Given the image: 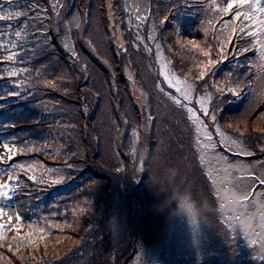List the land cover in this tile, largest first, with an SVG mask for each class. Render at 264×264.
Here are the masks:
<instances>
[{
  "label": "trees",
  "instance_id": "16d2710c",
  "mask_svg": "<svg viewBox=\"0 0 264 264\" xmlns=\"http://www.w3.org/2000/svg\"><path fill=\"white\" fill-rule=\"evenodd\" d=\"M107 1L110 10H106L109 7L100 10L102 31L104 35L109 34V23L104 21L106 18L108 21L111 19L112 26L114 19L119 25V33L113 35L117 40L116 54L106 65H100L94 60L93 54L97 52L92 51L91 43L86 39L87 33H84L92 25L91 12L95 0H64V8L58 9L60 12H57L50 0H0V14L8 17L10 13L21 12L18 17L12 15L10 19L0 20V25L4 27L3 34L9 27L16 45H4L0 50V86L11 85L4 91L18 90L23 93L21 96L0 97V157H3L0 159V182L9 184L15 218L17 215L21 217L19 231L16 230V219L3 230L0 264L113 262V253L103 252L100 246L105 242L102 236L110 229L104 232L102 229H90L96 216L103 213V220L110 216L109 206L100 207L97 200L89 203V199L95 197L92 185L96 183L98 186L106 179L105 189L110 192L112 188L110 179L99 176L98 164L91 160L92 155L99 153L97 110H102L104 101L110 106L116 127L114 134L119 135L120 146L115 145L113 149L116 156L124 158L119 149L124 152L130 150L136 161L139 153L137 146L145 144V156L142 159L144 165L148 166L156 148L153 150L149 133L144 136L147 139L145 143L139 140V131L133 119L137 117L142 120V113L145 116L149 110L135 107L129 82L135 76L132 70L130 75L126 74V63L133 62L135 58H142L137 63H148L151 67L155 63L152 52L144 53L141 43L136 49L131 46L136 39L123 21L128 14L133 15L130 14L126 0ZM228 2L148 0L140 24L142 27L146 24L151 27L147 25L149 42L158 41L160 51L162 49L168 58V64L176 66L180 78L191 85L198 93V98L206 96L222 103L214 113L210 111L212 117L216 118L212 122H218L222 133H231L235 143L250 151L240 157H257L264 154V147H257L258 141L264 142V60L260 55V51L264 52V25L257 30L255 19L259 17L264 21V11L257 10H264V0L259 5L254 0L244 4L235 0L230 10L227 9ZM237 12L242 14L237 17ZM249 13H254L252 20L246 19L245 14ZM17 31L20 32L19 36L16 35ZM64 36L71 41L74 52L66 50L67 47L62 44ZM199 38V43L206 44L207 48L206 58L201 57L197 65L183 54ZM106 39L110 40L109 37ZM14 54L19 55L9 60L8 57ZM68 56L72 61L68 64V74H74L72 67H77L79 58L85 56L96 64L94 67L104 76L105 84L113 86V91L106 89L102 92L101 89L89 86V73L86 71H79L78 74L75 70L78 75L71 83L75 87H71L59 75L49 80L37 70L48 57H59L67 64ZM18 60L23 63H17ZM201 66L205 73L199 78L196 71H201ZM13 69L18 73L15 77L9 75ZM63 84L66 85L62 87ZM16 85H19L18 89ZM193 92H190L191 98ZM198 113L202 117L200 110ZM190 122L194 128L196 122ZM257 131L262 135L259 140ZM253 135L256 136L253 138ZM214 138L217 143L219 138L215 135ZM4 143L16 149L11 159H8ZM195 143L198 145L197 140L193 146ZM218 147L220 152H228L229 158L239 156L229 152L221 142H218ZM195 149L194 146V150H189L195 151L191 154L194 162L199 161L194 176L206 184L207 193L211 196L207 185L211 176L204 171L206 164L198 159ZM202 152L205 154L206 149L203 148ZM164 155L173 158L172 153L166 152ZM191 195H184L185 199L188 200ZM67 202L73 207L63 213L62 210L67 209ZM78 202L83 205L85 203L86 207L75 209L74 205ZM51 210L56 212L53 216ZM47 211L49 214L43 215ZM103 220L100 223L106 227ZM33 229L44 231L43 234L37 232L30 236ZM140 232L141 229L137 233L132 229L127 238H120L122 241L117 243L125 244L122 249L124 256H116L114 261L129 264L140 245ZM227 236L230 261H221L223 258L220 257V261L213 259L207 264H264V247L244 244L233 229H227L224 239ZM87 238L91 239L86 242ZM72 254L75 257L72 258Z\"/></svg>",
  "mask_w": 264,
  "mask_h": 264
},
{
  "label": "rangeland",
  "instance_id": "374dc122",
  "mask_svg": "<svg viewBox=\"0 0 264 264\" xmlns=\"http://www.w3.org/2000/svg\"><path fill=\"white\" fill-rule=\"evenodd\" d=\"M50 2L57 12H60L58 9L63 7L64 0H50ZM126 3L130 8V14L133 15L128 14L123 21L136 39L131 46L136 49L141 43L144 46V53L152 52V60L156 64L151 67L148 63H137L143 60L142 58H135L133 62L126 63V74L130 75L132 70L135 76L133 81L129 80L135 107L140 106L145 111L149 110L145 116L142 113L143 121L137 117L133 119L139 131V140L145 143L147 139H144V136L149 133L153 150L156 149L148 166L144 165L142 159L145 156L143 152L145 144L137 146L139 153L136 161L133 160V152L130 150L124 152L119 149V152L124 154V158L116 156L113 149L115 145H119V135L114 134L116 127L113 114L109 104L104 101L102 110L101 108L97 110L96 120L99 153L92 155L91 160L98 164L99 176L110 179L112 188L110 192L105 189L106 179L98 186L96 183L93 184L95 186L92 185V193L95 197L90 198L89 203L97 200L100 207H110V216L105 220L103 213L96 216L90 227V229H102V232L110 229L102 236L105 242L100 245L103 252L113 253V262L107 264L120 262L114 261V258L124 256L122 249L125 244L118 243L122 241L121 237L127 238L132 229H135L136 233L141 229V242L129 264H207L213 259L220 261V257L223 258L221 261H230V252L227 248L228 236L224 239L227 229H233L237 237L246 245L264 247V185L259 184L260 178L264 177V154L257 157H240L249 154L250 151L235 143L231 133H222L218 122H212L210 111L214 113L222 103L206 96L198 98V93L191 85L180 78L176 66L168 64V58L162 49L160 51L158 41L149 42L148 24L145 27L140 24L143 22L142 15L146 13L148 0H126ZM103 7L108 8L109 1L104 0L102 3L101 0H95L91 12L92 25L84 32L87 33L86 39L91 43L92 51L97 52L93 54L94 60L100 65H106L116 54L117 40L113 35L118 32L119 26L114 19L112 26L111 19L108 21L104 18V21L109 23V34L104 35L100 13ZM110 8L106 10L109 11ZM3 30L4 27L0 25V41L8 47L15 45L10 28H6L5 34ZM191 35L192 33L189 34ZM68 40L64 36L62 44L67 47L66 50L74 52L72 43ZM199 41L200 38L183 54L194 60L197 65L201 57L206 58L207 48L206 44H201ZM87 48L89 49L90 46ZM2 49L3 47H0V50ZM47 51L48 49L45 48V52ZM70 56L66 58L67 64L59 57H48L37 70L49 80L59 75L71 87H75V84L71 83L75 81L79 71H86L89 73V86L96 90L101 89L102 92L106 89L113 91V86L105 84L104 76H101L102 73L94 67L96 64L85 56L79 58L77 67H72L74 74H68V64L72 62ZM200 69L201 71H196L199 78L205 73L202 66ZM64 85L66 84L62 87ZM191 90L194 91L192 98ZM198 110L203 114L202 117H199ZM190 120L196 122L194 128ZM256 133L259 140L262 135H259V131ZM214 135L229 152L239 156L229 158L228 152H220ZM255 136L253 135V138ZM196 140L198 145L195 143L194 146L198 159L206 164L204 171L211 176V181L207 183L211 196L207 193L206 184H202L194 176V172L198 171L199 161L194 162L191 154L195 151L189 150H194L193 142ZM259 146L264 147V142L258 141L257 147ZM203 148L207 153L203 154ZM166 152L172 153L173 158H166L164 155ZM240 185L258 189L254 198L251 191H241ZM3 191L8 195L0 197V208L11 217L10 222L8 216L0 218V223H4L6 227L15 221V208L11 202L10 187ZM190 194L192 195L188 200L185 199L184 195ZM244 196L248 199L244 200ZM65 206L67 209L62 210L63 213L73 207L69 202L65 203ZM74 207L84 209L86 204L78 202ZM51 212L52 216L56 213L52 210ZM71 212L74 214L73 209ZM47 214L49 211L43 215ZM100 220L105 222L106 227H102ZM90 239L87 238L86 242Z\"/></svg>",
  "mask_w": 264,
  "mask_h": 264
},
{
  "label": "snow or ice",
  "instance_id": "6c2138e0",
  "mask_svg": "<svg viewBox=\"0 0 264 264\" xmlns=\"http://www.w3.org/2000/svg\"><path fill=\"white\" fill-rule=\"evenodd\" d=\"M248 2H249V0H240L241 4L248 3ZM260 2H261V0H254V3L256 5H259ZM234 3H235V0H229V2L227 3V9H229V10L232 9ZM257 10L264 11V10H260V9H257ZM241 14L242 13L237 12L236 16L239 17ZM12 15H15V16L18 17V16L21 15V12L17 11L14 14L10 13L8 17H6L5 15L0 14V20H4L6 18L10 19ZM253 15H254V13L245 14L246 19H248V20H252L253 19ZM255 23L258 26L257 30H259V26L264 25V21L260 20L259 17H256ZM16 35L19 36L20 32L17 31ZM249 35H255V33H249ZM0 47H4V44H3L2 41H0ZM13 47H16V45H13ZM15 55H19V54H14L13 56H9L8 59L9 60H13ZM260 55H261V59L264 60V52H261ZM17 63H23V61L22 60H18ZM17 74L18 73H17L16 69H13L9 73V75L13 76V77H15ZM10 87H12V86L11 85L0 86V97L6 96V95H12V96H21V95H23V93H20L18 90L10 91V92L4 91L5 88H10ZM16 88L18 89L19 85H16ZM229 91L230 92H234L233 89H229ZM205 114L207 115V110H205ZM212 119L215 120L216 119L215 116H213ZM209 139H211V137H209ZM0 143H2V141H0ZM3 146H4L5 150L8 152V159H11L12 155L14 154L16 149L14 147H10L9 144H7V143H4ZM0 159H3V157H0ZM9 180L11 181V176L9 177ZM259 184L264 185V177L260 178ZM5 188H9V184H0V197H6L8 195L7 192L3 191V189H5ZM239 188H240L241 191H251L252 195H253V198H254V195H255V191L258 190V189H254L252 186H249V187L245 188L243 185H240ZM243 199L247 200L248 197L244 196ZM236 202L237 203H242V201H236ZM6 216H8V214L4 211L3 208H0V218L6 217ZM15 219L17 221L16 230L19 231L20 227H21V217L19 215H17ZM8 221L9 222L11 221V217L10 216H8ZM29 227L32 228V225L29 224ZM4 228H5V224L4 223H0V240H3V238H4V231H3ZM43 231H44L43 229H38V230L37 229H33V231L30 232L29 235L30 236L35 235L37 232L43 234Z\"/></svg>",
  "mask_w": 264,
  "mask_h": 264
},
{
  "label": "clouds",
  "instance_id": "9594fccd",
  "mask_svg": "<svg viewBox=\"0 0 264 264\" xmlns=\"http://www.w3.org/2000/svg\"><path fill=\"white\" fill-rule=\"evenodd\" d=\"M180 207V206H179Z\"/></svg>",
  "mask_w": 264,
  "mask_h": 264
}]
</instances>
